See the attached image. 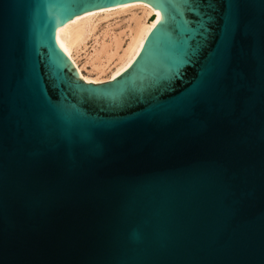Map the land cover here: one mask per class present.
<instances>
[{
  "label": "water",
  "instance_id": "1",
  "mask_svg": "<svg viewBox=\"0 0 264 264\" xmlns=\"http://www.w3.org/2000/svg\"><path fill=\"white\" fill-rule=\"evenodd\" d=\"M136 2L83 80L58 29ZM0 264H264V0H0Z\"/></svg>",
  "mask_w": 264,
  "mask_h": 264
},
{
  "label": "bare ground",
  "instance_id": "2",
  "mask_svg": "<svg viewBox=\"0 0 264 264\" xmlns=\"http://www.w3.org/2000/svg\"><path fill=\"white\" fill-rule=\"evenodd\" d=\"M160 18L145 3L124 4L72 19L58 29L57 38L82 79L102 83L112 80L134 58Z\"/></svg>",
  "mask_w": 264,
  "mask_h": 264
},
{
  "label": "snow or ice",
  "instance_id": "3",
  "mask_svg": "<svg viewBox=\"0 0 264 264\" xmlns=\"http://www.w3.org/2000/svg\"><path fill=\"white\" fill-rule=\"evenodd\" d=\"M153 27H155V25H153Z\"/></svg>",
  "mask_w": 264,
  "mask_h": 264
}]
</instances>
